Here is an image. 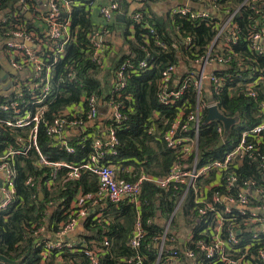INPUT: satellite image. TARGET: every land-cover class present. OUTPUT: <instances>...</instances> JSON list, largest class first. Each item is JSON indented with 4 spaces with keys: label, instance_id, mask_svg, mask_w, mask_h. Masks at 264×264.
Listing matches in <instances>:
<instances>
[{
    "label": "built area",
    "instance_id": "built-area-1",
    "mask_svg": "<svg viewBox=\"0 0 264 264\" xmlns=\"http://www.w3.org/2000/svg\"><path fill=\"white\" fill-rule=\"evenodd\" d=\"M88 1L90 6L97 7L102 18L100 22H94L89 33L91 58L101 67L108 66V46H112L106 38L112 30L115 16L131 12L127 18L132 22H141L144 13L141 10H130L121 0ZM156 1L164 4L173 0ZM186 1L207 3L209 7L198 10L182 4L172 6L168 11L191 18L207 19L215 15L224 21L207 51L192 60L191 69H186L180 63L169 65L162 71L158 98L161 103L172 105L177 111L163 137L177 156L168 174L153 176L143 172L136 180L120 176V168L112 162V155L117 154L119 143L116 128L114 124L103 127L108 120L113 123L123 122L125 105L121 97L127 88L130 72L136 69L135 63L126 61L120 65L114 78V87L106 101H99L95 93L84 95L87 109L76 104L67 107L53 119L47 133L60 142L64 151L74 153L75 148L69 140L75 136L92 137L93 147L86 162L81 164L54 159L44 153L40 146V123L48 110V99L52 96L54 67L64 57L67 45L75 39L78 31L71 17L78 0H18L20 11L10 9L6 14L0 13V137H3L0 142V213L6 211L15 198L16 159L20 156L34 155L36 168L49 175L46 182L49 188L63 168L67 171L62 182L81 178L83 170L92 172L99 182L95 193L80 192L77 195L73 205L78 208V212L71 215L69 220L58 222L56 233H48L43 226L37 231H44L48 235L43 254L47 255L52 249L72 248L79 242L84 245L91 263H97L99 251H103L109 241L97 244L92 241L88 249L82 234L73 241L68 239V235L81 228L83 220L102 204L129 198L139 211L129 245L139 250L134 257L127 258V262L136 260L143 263L144 257L140 252L143 241L145 249L155 248L152 264H256V260H264V246L260 248L259 245L262 242L264 244V185L257 178L241 171L246 163L257 164L264 174V150L261 148L264 139V101L260 103V122L242 130L238 141L222 156L203 159L199 150V137L204 123H214L221 144L227 142V133L230 131L226 132L222 121L205 119L208 109L213 106L226 115L218 97L225 90L230 93L236 91L235 86L225 87V81L230 75L225 74V69L230 65L232 57L231 44L239 37L237 25L233 22L237 10L232 14L229 9L220 10L217 0ZM253 1L260 3L256 13L260 15L263 25L249 34V47L264 55V0H245L243 5ZM226 14L229 15L226 17ZM158 43L164 45L161 41ZM146 61H140L138 67H147ZM66 67L65 78L71 81L76 78L78 69L72 65ZM181 71H185L187 77L180 85V81L173 76ZM261 80L264 82L263 75L245 84L248 95L257 97L253 85ZM191 86L196 91L195 101L185 95ZM96 118L104 133H87V127ZM155 132L154 128L149 129L150 134L154 135ZM47 168L49 172L45 170ZM207 179L209 181L205 182ZM145 181L155 182L166 190L172 186L184 188L178 195L173 214L164 221L163 233L153 238H147L148 231L140 214ZM26 183L33 186L34 177H29ZM191 189L198 223L202 227L197 231L198 225L185 224L184 234L172 232L171 223L177 212L181 211ZM87 200L92 201L89 206ZM97 217L101 220L102 213H98ZM182 224L184 222L181 221ZM226 226L228 229H225ZM243 231L251 233L250 241L243 247H237L240 244L239 235ZM52 236L57 240H52ZM178 242L179 246L176 245ZM191 245H196L197 250ZM256 246L257 250L254 251ZM163 257H166V262H162Z\"/></svg>",
    "mask_w": 264,
    "mask_h": 264
},
{
    "label": "trees",
    "instance_id": "trees-1",
    "mask_svg": "<svg viewBox=\"0 0 264 264\" xmlns=\"http://www.w3.org/2000/svg\"><path fill=\"white\" fill-rule=\"evenodd\" d=\"M244 1H216L220 10L229 9L231 14L237 12L233 22L237 25L239 37L231 44L232 57L230 65L225 69V74H230L225 81V87L235 86L236 91L230 93L225 90L218 97L220 107L227 116L235 117L236 123L227 133L225 144L220 143L221 137L214 123L203 124L199 137L200 156L203 159L222 156L238 141L242 130L260 122L259 110L260 103L264 101V82L261 80L253 85L257 97L248 95L245 84L264 76V55L254 52L249 47L251 41L248 39L251 32L263 25V21L256 13L260 3L253 1L243 5ZM17 2L18 0H0V13L6 14L10 9L20 11ZM124 5L129 8L126 0ZM141 11L144 13L141 22H132L127 18L126 27L122 30L121 44L115 50L108 46V66L101 67L91 58L89 33L94 26L92 6L88 0H78L73 7L71 17L74 26H78V31L75 39L67 45L64 57L54 67L52 96L48 99V110L40 123L39 141L44 153L65 162H86L93 151L92 137L85 138L83 135L70 139L69 143L75 151L69 153L61 148L59 141H55L47 133L48 126L67 107L80 104L87 109L88 106L83 101L84 95L95 93L99 101H106L114 87L118 68L123 62L129 61L135 63L136 69L130 72L127 88L121 97L125 105V118L122 123L108 120L103 124V127L114 124L119 138L117 154L112 155V162L120 168V176L128 180H136L143 172L153 176L169 173L177 155L174 149L167 146L163 134L177 111L174 106L165 105L158 98L162 71L169 65L180 63L186 69H191L192 60L200 57L211 46L224 19L215 15L207 19L191 18L168 10L165 13L162 8L155 6H147ZM158 41L163 42L166 47ZM142 60H147L148 64L143 69L137 65ZM67 65L76 66L78 69L76 78L71 81L65 78ZM173 77L181 85L187 73L176 72ZM241 82L243 84L238 85ZM185 95L195 101L196 91L193 86ZM150 128L156 130L154 135L149 133ZM86 132L99 135L104 130L96 118L89 124ZM2 139L1 136L0 142ZM261 148L264 150V139ZM204 162L205 160L201 161ZM16 167L15 198L8 209L0 213V253L19 264H94L86 254L84 245L79 242L72 248L52 249L47 255L43 254L48 235L44 231H37L43 226L48 233H56L58 222L67 221L78 212V208L73 205L77 195L80 192L89 194L98 190L96 175L83 170L81 178L62 182L67 171L63 168L49 188L46 184L49 175L36 168L33 154L17 157ZM131 167L133 169L129 170ZM45 170L49 172L48 168ZM241 171L247 176L257 178L264 185V174L257 164L246 163ZM29 177L35 179L33 186L26 183ZM208 181L209 179L205 182ZM183 190L184 188L173 186L166 190L152 181L143 183L140 214L148 231L147 238L158 237L163 233L164 221L173 214L178 195ZM91 202L87 200L86 204L89 206ZM195 206L191 189L181 211L177 212L171 223L172 232L184 234L185 224H196V230L201 229L202 224L198 223ZM98 213H102L101 220L97 217ZM138 215L137 205L131 203L129 198H122L118 202H106L83 220L80 234L87 241L88 249L92 246V241L96 244L109 241V245L99 251L98 262L95 264H140L136 260L125 261L134 257L139 250L129 245ZM181 221L184 224L181 225ZM239 238L240 244L237 247H243L250 241L251 233L243 231ZM68 239L73 241L72 238ZM143 242L140 252L144 258L141 264H152L155 248L147 250ZM176 245L179 246V242ZM259 245L260 248L264 246L263 242ZM191 247L197 250L196 245ZM253 250L256 251L257 246ZM166 261V257H163L162 262ZM255 263L264 264V260H256ZM0 264L10 263L0 261Z\"/></svg>",
    "mask_w": 264,
    "mask_h": 264
},
{
    "label": "crops",
    "instance_id": "crops-1",
    "mask_svg": "<svg viewBox=\"0 0 264 264\" xmlns=\"http://www.w3.org/2000/svg\"><path fill=\"white\" fill-rule=\"evenodd\" d=\"M129 4V9L131 10H142L143 8H146L147 6L152 5H160L163 3L157 2L156 0H126ZM121 2L124 4V0H121ZM152 4V5H151ZM183 4L182 0H173L168 3H164L165 8L163 7L162 10L166 13L167 9H169L172 6H180ZM125 6V5H124ZM126 7V6H125ZM157 7V6H155ZM160 6H158L159 8ZM92 14H93V20L94 22H100L102 20L99 10L97 7H92ZM112 26V25H111ZM126 27V25L123 24V21L118 18V14L115 16V19L113 21V28L109 35L107 36L106 40L108 43L111 44L112 50H115L118 45L121 44L122 41V30ZM109 116V115H108ZM133 167H131L129 170H132ZM106 204V203H104ZM102 204V205H104ZM101 205V206H102ZM82 228L77 229L75 232L70 233L68 235L69 238H72L73 240L76 239L78 235H80Z\"/></svg>",
    "mask_w": 264,
    "mask_h": 264
},
{
    "label": "water",
    "instance_id": "water-1",
    "mask_svg": "<svg viewBox=\"0 0 264 264\" xmlns=\"http://www.w3.org/2000/svg\"><path fill=\"white\" fill-rule=\"evenodd\" d=\"M182 1H183V4H188L189 6L194 7L195 9H198V10H205L209 7V5L207 3L200 4V3H195L193 1H186V0H182ZM152 6H157V7L160 6L159 8H163V7L165 8L164 4H160V5L156 4V5H152ZM130 13L131 12H129V14H126V13L125 14H118V18H120V20L123 21L124 25H126L127 17L130 15ZM217 15L221 16L220 13H217ZM208 112L209 113H208L205 120L210 121V120L217 119L219 121H222L224 126H225L226 132H228L230 130V127L236 122L235 117H230V116L224 115L223 113H221L218 110L217 107L213 106V107L209 108ZM221 142H222V140H221ZM52 240L56 241L57 238L55 236H52ZM180 240H183V238H181ZM0 261L10 263V264H19L18 261L11 260L1 253H0Z\"/></svg>",
    "mask_w": 264,
    "mask_h": 264
},
{
    "label": "rangeland",
    "instance_id": "rangeland-1",
    "mask_svg": "<svg viewBox=\"0 0 264 264\" xmlns=\"http://www.w3.org/2000/svg\"><path fill=\"white\" fill-rule=\"evenodd\" d=\"M168 10V9H167Z\"/></svg>",
    "mask_w": 264,
    "mask_h": 264
}]
</instances>
